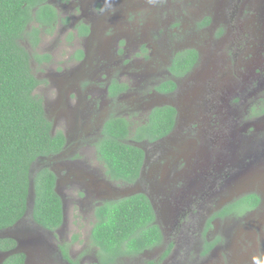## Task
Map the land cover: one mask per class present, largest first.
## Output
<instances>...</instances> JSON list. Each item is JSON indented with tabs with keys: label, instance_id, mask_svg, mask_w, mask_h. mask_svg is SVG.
<instances>
[{
	"label": "rangeland",
	"instance_id": "374dc122",
	"mask_svg": "<svg viewBox=\"0 0 264 264\" xmlns=\"http://www.w3.org/2000/svg\"><path fill=\"white\" fill-rule=\"evenodd\" d=\"M48 1L57 24L40 28L37 49L23 45L30 54L51 56L49 63L32 66L44 82L37 94L53 132L63 133L67 146L39 159L32 173L48 168L58 176L64 222L55 233L33 222L31 184L24 218L0 231V238L17 242L25 264H99L90 241L95 208L146 189L106 176L94 147L101 125L117 115L134 129L153 107L169 104L178 107L180 133L168 145L143 144L150 152L163 150L150 163L157 182L173 188L171 177L196 161L206 166L200 171L205 183L184 206L170 204L172 218L160 215L162 246L118 264L156 261L169 242L173 250L157 264H264V0ZM79 25L88 27L86 35ZM185 49L199 53L197 65L177 80L175 93L155 92L170 78L174 55ZM113 80L128 88L116 99L108 96ZM154 193L162 212L166 200ZM248 194L260 197L256 209L206 225L221 206ZM211 241L216 246L204 256L203 244ZM63 244H69L70 261L61 255Z\"/></svg>",
	"mask_w": 264,
	"mask_h": 264
},
{
	"label": "trees",
	"instance_id": "16d2710c",
	"mask_svg": "<svg viewBox=\"0 0 264 264\" xmlns=\"http://www.w3.org/2000/svg\"><path fill=\"white\" fill-rule=\"evenodd\" d=\"M58 19L56 9L48 0H0V231L14 227L24 218L31 184L33 222L51 233L64 222L55 173L48 168L32 173L39 159L61 154L67 143L63 133L53 132L43 98L37 94L44 82L36 77L32 63H49L51 56L30 54L23 45L27 42L33 50L37 49L40 28L52 30ZM208 23L209 18L201 26ZM78 30L82 35L89 31L86 25H79ZM198 60L199 53L195 49L177 52L167 68L172 79L164 80L154 89L161 94L172 93L176 90L174 80L191 73ZM126 88L125 84L113 80L108 94L115 99ZM175 117L174 108H154L147 121L132 132L127 120L112 116L95 145L97 159L107 177L112 181L134 183L143 161V153L134 143L153 142L168 135L174 128ZM260 201L256 194L242 196L225 206L217 216L222 219L242 216L256 209ZM94 216L90 241L97 250L99 264H118L124 258L138 257L163 242L154 211L143 195L106 201L95 208ZM214 245L215 242L209 249ZM15 247L14 239L0 238V252H10ZM171 248L161 253V257H166ZM68 250L69 244L61 246L66 261H70ZM24 260V254L16 252L4 263L24 264Z\"/></svg>",
	"mask_w": 264,
	"mask_h": 264
},
{
	"label": "flooded vegetation",
	"instance_id": "af4514ba",
	"mask_svg": "<svg viewBox=\"0 0 264 264\" xmlns=\"http://www.w3.org/2000/svg\"><path fill=\"white\" fill-rule=\"evenodd\" d=\"M190 74V73H189ZM188 74V75H189ZM186 77V76H185ZM171 78V76H170ZM184 78V77H183ZM183 78H178V79H175V83H176V90L173 91L172 93H169V94H162V95H170V94H173L177 91L178 89V83H177V80H180V79H183ZM172 79V78H171ZM123 84V83H122ZM159 85V84H158ZM157 86V85H156ZM155 88V87H154ZM128 88H126V91H127ZM125 91V92H126ZM155 92H157L155 89H154ZM123 92V93H125ZM123 93H120L118 96L122 95ZM159 93V92H157ZM161 94V93H159ZM109 96V94H108ZM112 99V97H110ZM117 98V97H116ZM115 98V99H116ZM157 107H171V108H174L176 110V117H175V125H174V128L172 129V131L164 136L163 138H160L156 141H153V142H148V141H143V142H139V143H134V145L138 148H140V150L142 151L143 153V161H142V165H141V168H140V171H139V176H138V179L130 184V183H126V185L130 186V187H138L139 185H142L144 186L146 189L145 190H137L135 192H132L130 195L126 196V197H131L133 195H137V194H140V195H143L145 196L149 202H150V205L154 211V214H155V222L158 224L159 228H160V231L162 232V235H163V242L160 246L163 245L164 241H165V235L163 233V230H162V227L160 225V215L163 216V214L165 216H167V218H172V215H173V212H172V209L173 207H176L177 208V205L178 206H184L188 200L190 199V195H194L196 193V191H198L199 189L201 190L202 188V185L205 183V177H203V174L200 172L203 168H205L206 166L202 163L201 164H198L196 163V161H190V163H187L185 162V165H184V169L177 173L175 175V178L174 177H171V181L172 183L174 184V187L173 188H170L169 190H166V187L163 183H158L157 182V177H158V172L153 169L150 165V163L152 162V156L154 154H158L157 155V159L159 158L160 154L162 153V149H160L159 147L157 148L156 151H148L147 148L145 146H143V144H148V145H152V146H156L157 144H163V145H168L169 143H171L175 138L176 136L180 133V127H181V123L179 121L180 117H179V110H178V107L177 106H173V105H169V104H164V105H159V106H155L153 107L150 112L154 109V108H157ZM150 114V113H149ZM148 114V115H149ZM148 115H147V119H148ZM112 116H117V115H109L107 117V119L105 121H103L102 125H101V128H100V135L99 137L96 139L95 143H94V147L97 143V141L100 139L101 137V133H102V129L105 125V123L112 117ZM117 117H120V118H124L122 116H117ZM125 120H127L126 118H124ZM146 119V121H147ZM128 121V120H127ZM145 121V122H146ZM129 122V121H128ZM130 124V123H129ZM144 124V123H143ZM131 125V124H130ZM142 125V124H141ZM132 125H131V130L132 132L138 127L136 126L134 129H132ZM132 143V142H131ZM66 146H67V143H66ZM65 146V148H66ZM209 146V143H207V147ZM64 148V149H65ZM64 151V150H63ZM238 154L242 157L243 156V153L242 152H238ZM209 158V156H208ZM212 158V157H210ZM237 161V160H236ZM236 163V162H235ZM101 164V163H100ZM102 165V164H101ZM238 164L236 165H233V167H237ZM103 167V165H102ZM104 168V167H103ZM105 171V169H104ZM251 172H249L250 174ZM56 175V174H55ZM107 176V175H106ZM213 176V175H212ZM212 176H210V181L213 180ZM57 177V182H56V190H57V183H58V176L56 175ZM115 182H119V181H115ZM121 182V181H120ZM124 183V182H122ZM178 184V188H175V184ZM149 189V190H148ZM152 190V192H151ZM199 190V192H200ZM154 191H156L158 194H160L161 196L164 197V201L166 200L165 202V206L162 210V212L160 211V209H158L159 207L157 206V204L155 203V200H154ZM57 193L59 194L58 190H57ZM198 193V192H197ZM59 196L61 197V195L59 194ZM124 197V198H126ZM62 199V197H61ZM121 199V198H119ZM110 200H117V199H110ZM110 200H107V201H110ZM106 202V201H105ZM195 203V201H193ZM234 202V201H233ZM231 202V203H233ZM63 203V201H62ZM104 203V202H103ZM101 203V204H103ZM229 203V204H231ZM100 204V205H101ZM172 204V205H170ZM228 204V205H229ZM227 206V205H225ZM224 205L221 206L214 214H212L210 216V218L207 220L206 222V225L210 226V223L214 220H217V219H222L220 217H218L217 215L219 213L222 212V209L225 207ZM98 207V206H97ZM63 212H64V209H63ZM210 221V222H208ZM13 239V238H12ZM213 242L215 241H211V242H205L203 245H204V248H203V255L205 256L206 254H208L210 251H212V249L216 246L214 245V247H212L211 249H209V245L213 244ZM16 243V247L14 250L10 251V252H0V255H3L5 256L4 259L2 260L1 264H5L4 261L8 258L9 255L13 254V253H16V252H20L17 250V242L15 241ZM158 246V247H160ZM169 246H171V250H170V253L171 251L173 250V247L174 245L169 242L164 250L162 251L165 252L167 248H169ZM156 247V248H158ZM155 249V248H154ZM208 249V251H206ZM153 250V249H152ZM22 253V252H21ZM170 253L162 258L161 254L159 255L158 259L156 261H152L154 262L155 264L158 262H162L163 260H165L166 258H168V256L170 255ZM24 254V253H23ZM62 255V253H61ZM142 255V254H141ZM25 256V254H24ZM63 257V256H62ZM64 259V258H63ZM65 260V259H64ZM26 263V256H25V260H24V264Z\"/></svg>",
	"mask_w": 264,
	"mask_h": 264
}]
</instances>
